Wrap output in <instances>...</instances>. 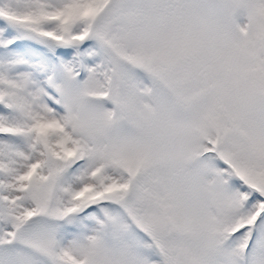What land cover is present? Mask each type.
Here are the masks:
<instances>
[{
	"label": "snow or ice",
	"instance_id": "1",
	"mask_svg": "<svg viewBox=\"0 0 264 264\" xmlns=\"http://www.w3.org/2000/svg\"><path fill=\"white\" fill-rule=\"evenodd\" d=\"M0 264H264V0H0Z\"/></svg>",
	"mask_w": 264,
	"mask_h": 264
}]
</instances>
